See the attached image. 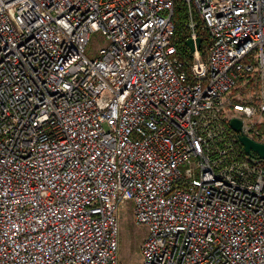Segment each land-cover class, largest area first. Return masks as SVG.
<instances>
[{
    "label": "built area",
    "instance_id": "built-area-1",
    "mask_svg": "<svg viewBox=\"0 0 264 264\" xmlns=\"http://www.w3.org/2000/svg\"><path fill=\"white\" fill-rule=\"evenodd\" d=\"M180 1L0 0V264H264V0Z\"/></svg>",
    "mask_w": 264,
    "mask_h": 264
},
{
    "label": "rangeland",
    "instance_id": "rangeland-1",
    "mask_svg": "<svg viewBox=\"0 0 264 264\" xmlns=\"http://www.w3.org/2000/svg\"><path fill=\"white\" fill-rule=\"evenodd\" d=\"M102 44L104 42L101 35L98 32L91 33L84 49V55L87 58L94 57ZM118 229L119 264H139L140 244L147 231L143 226L134 225L128 204L118 210Z\"/></svg>",
    "mask_w": 264,
    "mask_h": 264
},
{
    "label": "water",
    "instance_id": "water-1",
    "mask_svg": "<svg viewBox=\"0 0 264 264\" xmlns=\"http://www.w3.org/2000/svg\"><path fill=\"white\" fill-rule=\"evenodd\" d=\"M203 40L204 38L202 37H197L195 40H193L192 38H187L184 40V44L188 47L190 52H193L194 50L198 51L201 48ZM229 125L235 132L240 131L241 123L238 120H231L229 122ZM239 142L243 146L246 154L251 155L252 153H254L259 159L264 160V144L255 143L245 136H240Z\"/></svg>",
    "mask_w": 264,
    "mask_h": 264
},
{
    "label": "trees",
    "instance_id": "trees-1",
    "mask_svg": "<svg viewBox=\"0 0 264 264\" xmlns=\"http://www.w3.org/2000/svg\"><path fill=\"white\" fill-rule=\"evenodd\" d=\"M184 9L185 8L182 5L181 1L180 0H176V5L174 7V12H175L176 18L177 17H180L182 19L185 18ZM176 37L178 39V48L180 50V53L183 54V55H187L189 52L183 45L184 38L180 36V28L178 26H177V29H176ZM203 38H204V41H203L202 46H201V48L199 50V53H200L201 57L204 59L206 57L205 46H206L208 40H207V36L206 35H203Z\"/></svg>",
    "mask_w": 264,
    "mask_h": 264
}]
</instances>
